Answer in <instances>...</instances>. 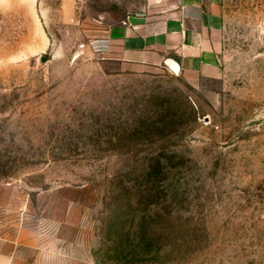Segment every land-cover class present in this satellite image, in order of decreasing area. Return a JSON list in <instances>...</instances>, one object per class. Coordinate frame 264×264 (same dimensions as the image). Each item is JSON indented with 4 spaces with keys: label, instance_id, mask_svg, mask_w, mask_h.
<instances>
[{
    "label": "rangeland",
    "instance_id": "rangeland-1",
    "mask_svg": "<svg viewBox=\"0 0 264 264\" xmlns=\"http://www.w3.org/2000/svg\"><path fill=\"white\" fill-rule=\"evenodd\" d=\"M59 1L0 0L4 216L53 264H264V0H222L220 67L199 76L122 71L86 4L62 20ZM157 162L170 202L131 203Z\"/></svg>",
    "mask_w": 264,
    "mask_h": 264
},
{
    "label": "crops",
    "instance_id": "crops-1",
    "mask_svg": "<svg viewBox=\"0 0 264 264\" xmlns=\"http://www.w3.org/2000/svg\"><path fill=\"white\" fill-rule=\"evenodd\" d=\"M59 2V18L72 21L78 19L86 4L91 22L107 41L106 60L117 61L124 72L162 65L180 74L199 76L215 73L220 67L222 0ZM10 186L0 187V192H10ZM0 208V264H53L44 257L42 235L28 227L24 217L11 220L4 216L13 208L10 202L0 203ZM22 212L20 209V215ZM8 227L15 229L14 236L4 235Z\"/></svg>",
    "mask_w": 264,
    "mask_h": 264
},
{
    "label": "trees",
    "instance_id": "trees-1",
    "mask_svg": "<svg viewBox=\"0 0 264 264\" xmlns=\"http://www.w3.org/2000/svg\"><path fill=\"white\" fill-rule=\"evenodd\" d=\"M166 165L164 167V165L162 163H160V162H157L156 164L153 165L152 168H154V170H152V172H155V174H154L155 177L158 176L160 178L161 174H165V172L167 171ZM161 176H164V175H161ZM165 178H162V179L160 178V180L155 179L153 187H151L150 190L146 189V191L144 193L143 192H139L138 196H136L135 199L133 201H131V203H135V202L139 203V201L142 202L144 197L153 200V198L156 197L157 195H163V198H161L159 196L160 199H158V201H157L158 203H151V205L153 206L154 209L160 208V204H161L162 201H163L162 203H164V204L170 202L169 201V196H168V194L170 193V189H169V186L167 185V181H166L167 179H165ZM157 181H159V183H157ZM129 184H131V183H129ZM135 185H136V183H135ZM164 192H165V194H164ZM137 199L139 201H135Z\"/></svg>",
    "mask_w": 264,
    "mask_h": 264
},
{
    "label": "water",
    "instance_id": "water-1",
    "mask_svg": "<svg viewBox=\"0 0 264 264\" xmlns=\"http://www.w3.org/2000/svg\"><path fill=\"white\" fill-rule=\"evenodd\" d=\"M49 59L47 57H41L40 58V65L44 66L48 63Z\"/></svg>",
    "mask_w": 264,
    "mask_h": 264
}]
</instances>
